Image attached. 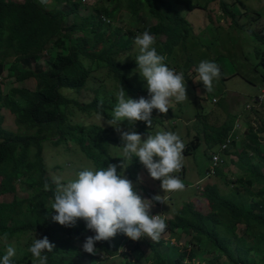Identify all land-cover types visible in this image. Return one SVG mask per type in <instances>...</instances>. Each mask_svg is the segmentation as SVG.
<instances>
[{
    "label": "trees",
    "instance_id": "1",
    "mask_svg": "<svg viewBox=\"0 0 264 264\" xmlns=\"http://www.w3.org/2000/svg\"><path fill=\"white\" fill-rule=\"evenodd\" d=\"M36 1L0 0V196L14 197L13 202L0 201V241L21 248V257L14 256L13 264H33L29 248L34 238L44 236L55 244V249L46 253L47 264H82L80 259L87 255L101 261L98 254L102 250L92 255L83 249L86 238L95 235L83 220L69 228L51 219L56 214L51 209L56 183L46 164L45 144L84 153L93 170L121 160L111 156V144L116 142L113 125L88 126L77 117L85 113L101 120L112 118L108 111L117 96L112 89L104 91L102 84L113 79L137 90L132 81L134 74L130 73L137 63L122 59L132 54L135 37L145 31L156 40L166 37L160 45L159 40L154 45L157 53L160 51L156 46L181 45L179 25L185 20L177 7L187 5V1L94 0L90 5L83 4L86 0H48L46 5ZM211 3L212 0L206 5ZM215 4L224 12L242 5L241 0H215ZM57 5L62 8H55ZM187 7L204 8L199 4ZM83 11L86 14L82 15ZM150 20L157 23L151 25ZM187 37L188 32L183 39L186 41ZM260 41L264 43V39ZM52 48L55 55L50 56ZM166 51L169 56L173 53ZM260 56L264 63V53ZM187 62L188 67L195 65L190 56ZM102 69H107V75L95 74ZM184 75L188 77L187 71ZM6 78L14 80L15 85L5 92L1 86ZM84 90L90 99L80 98ZM8 115L14 117L16 130L5 127ZM123 124L128 125V121H123L120 128ZM247 127L249 134L245 139L249 143L231 140L225 150L222 148L228 157L238 158L236 166L244 175L231 173L237 178L230 177L220 168L222 158V164L211 176L225 180L238 195L244 194L251 201L246 205V201L225 197L218 182L207 184L203 194L210 204V213L199 211L191 202L184 204L172 219L165 220L167 227L162 234L179 231L187 236L177 254L168 252L167 259L173 264L195 260L205 238L216 245L218 252L210 263L224 260L229 264H264V123L258 126L249 121ZM233 130L234 126H225L217 132L224 144ZM69 141L73 143L71 147H67ZM116 143L120 144V140ZM198 145L197 140L194 149ZM237 145L242 149L238 150ZM185 153H190L189 147ZM117 172L121 173L118 168ZM45 183L49 190H45ZM23 185L26 197L19 194ZM163 240L160 236L159 241L145 245L150 252L141 244L133 249H141V257L155 250V260L164 264L166 257L157 251ZM96 246L108 255L119 250V244L112 248L110 240L96 242ZM5 254V247L0 246V260ZM127 262L139 264L131 257Z\"/></svg>",
    "mask_w": 264,
    "mask_h": 264
},
{
    "label": "rangeland",
    "instance_id": "2",
    "mask_svg": "<svg viewBox=\"0 0 264 264\" xmlns=\"http://www.w3.org/2000/svg\"><path fill=\"white\" fill-rule=\"evenodd\" d=\"M185 1H187V5L199 4L203 5L204 8L189 10L187 5H179L177 7L185 20L184 23L179 25V28H182V32H180L182 44L170 48H165L162 45L156 47L160 51L157 54L166 57L164 63L170 69H174L177 73L182 72L183 75L187 71L188 77L184 75V82L189 100H185L182 103L173 101L166 114H161L158 110L153 109L151 127L147 126L143 121H136L134 124L128 121V125L123 124L124 127L120 128L121 131H135L141 135L142 139H146L148 135H155L158 132L170 131L177 134L185 144V150L187 147L190 148V153H185V151L183 153L182 170L185 169V172L183 173L181 170L173 174L178 176L184 183L185 188L181 191L164 192L161 188L162 182L152 179L148 170L135 156L132 157L131 161L126 160L125 169H121L119 165L123 163V141L121 140L120 132L115 128L118 127L116 125H113L115 130L114 138H116V142L117 139L120 140V144L116 142L111 144V156L121 157V160L115 163L119 171L123 172V175L133 182L134 190L136 189L137 194L141 195L142 199L152 200L154 196H159L160 201H152L150 214H161L165 217V220L172 219L174 214L183 208L184 204L191 202L195 204L199 211L205 214L210 213L212 211L210 204L203 194L204 187L209 183L218 182L225 197L233 198L239 202L246 201V205L249 204L248 200H251L244 194L238 195L231 186L227 185L225 180L217 179L215 176L207 177V170L213 167L214 155H221L224 163L220 168L224 169L230 177L233 179L237 178L233 177L231 173L235 176L244 175V172L236 166L238 158L233 155L228 157L227 153L222 150L224 143L217 132L225 126H234V130L240 132L235 135L232 133L230 135L231 140H237L238 144L240 142H245L246 144L249 143L245 139L249 134L248 122L251 121L258 126L264 123V109H262L264 105H258L257 101V98L261 95L262 88H264V63L260 61L262 56L260 54L264 53V43L260 41L264 39V0H241L242 5H238L234 9L229 8L228 11H225L228 13L218 9L215 0H212L209 7L206 4L210 0ZM230 1L236 0H226V2ZM92 3H94V0L83 2L86 5ZM55 8L61 9L62 5H57ZM84 14L86 13L83 11L82 15ZM150 21L151 25L157 23V20ZM187 32L188 37L185 41L183 37ZM141 34L139 33V35ZM165 39L166 37L161 36L155 41L159 40L160 45V41L163 42L162 40ZM124 42L126 43V41ZM168 49L173 51L171 56L166 51ZM138 54L139 50L134 45L132 54L130 53L128 57L122 60L135 61ZM51 55H55L53 48L50 52ZM189 56L194 61L195 65L193 67H188L187 59ZM201 61L215 62L220 68L221 76L213 81L212 92H206L202 82L199 81L196 69ZM137 68L138 65L135 66L133 72H130L134 74L132 75V81L137 86V90L130 89L127 83L108 79L109 81L107 80L102 84L104 91L112 89L114 95L117 96L119 90L114 87H119L120 89L121 86L130 98L139 99L144 97L147 99L149 94L146 88V81L139 75V69ZM95 74L107 75V69H102L101 72ZM14 85V80L6 78L1 88L6 92ZM82 96L80 97L81 99H90L86 90L83 91ZM103 97L107 100L108 98L110 99L107 95ZM110 100L112 101V99ZM116 104L117 99L111 104V108L108 111L112 114V117ZM77 120L84 122L88 126L91 124L111 126L107 123V120L111 121L112 118L101 120L97 116L88 117L87 114L80 113V117H77ZM237 124H241V129L237 127ZM5 127L17 129L13 116H6ZM197 140L199 145L194 149L193 144ZM262 141H264V138ZM72 144L69 141L67 147H71ZM45 146L46 164L50 175L55 180L60 178L62 183H67L76 179L79 170L85 168L93 169L90 159L84 153L76 152L75 149H70L72 151L67 152L62 147L63 145L58 147L50 144L48 147L45 144ZM236 147L238 150L242 149L241 145ZM138 177L141 179L138 180ZM65 178L68 179L67 182L63 180ZM22 190L19 193L20 196H28L24 192L26 190L24 185ZM13 199L14 197L10 195L0 196V201L13 202ZM146 203L151 202L146 201ZM161 237L164 240L157 246V251H161L166 257L164 264H173L172 260L167 259L168 252L170 251L172 255L177 254L184 241H186L187 236L184 232L179 233L178 231L175 234H161ZM150 242L155 243L156 241H151L147 237L133 241L125 234L118 232L115 237L110 239L112 248L117 243L119 244L117 254L108 255L103 252L102 248L96 246V254L102 250L98 254L103 258L101 261L93 260L94 257L91 255L81 258L80 261L82 264H127V260L129 261V257H131L134 261H138L139 264H159L155 260L157 258L155 250H151V254L141 257L142 250L133 249L138 244L143 247L145 245L149 247L148 244ZM0 246L5 247L6 250L7 246L12 245L0 241ZM147 247L144 248L150 252V248ZM216 250V245L205 238L201 247L196 251L198 257L195 260L192 259V261L186 259L185 264H229L224 262V260L220 263L218 261L210 263L218 255ZM21 254V248H17L15 257H21Z\"/></svg>",
    "mask_w": 264,
    "mask_h": 264
},
{
    "label": "clouds",
    "instance_id": "3",
    "mask_svg": "<svg viewBox=\"0 0 264 264\" xmlns=\"http://www.w3.org/2000/svg\"><path fill=\"white\" fill-rule=\"evenodd\" d=\"M37 1L42 5L48 2ZM155 42V37L148 31L134 39L139 50L135 61L139 75L146 81L148 98L132 99L120 86L112 120L107 123L111 126L119 125L115 127L123 141V163L119 167L125 169L126 160L131 161L133 156L138 157L150 177L162 182L161 188L164 192H175L185 188L178 176L173 175L183 167L186 146L181 138L169 131L158 132L142 139L135 131L120 129L123 121L133 122L132 124L143 121L151 127L153 109L166 114L173 101L182 103L189 100L183 73H177L164 63L166 57L157 54ZM196 71L206 92H212L213 81L221 76L219 66L215 62L201 61ZM117 167L116 164L110 163L107 168L102 167L99 170L85 168L77 173L76 179L67 183H62L60 178L55 180L56 189L51 209L56 214L51 219L69 228L76 226L78 220H83L86 228L95 233L94 236L87 237L83 244L84 251L92 255L97 251L96 242L108 241L118 232L133 241L144 237L159 241L167 227L159 214H150L152 201H160L159 196H154L152 200L142 199L134 190L133 182L127 179L123 172L118 174ZM139 179L141 178L138 177ZM44 187L49 190L47 183ZM54 249L55 244L51 243L47 236L42 239L34 238L29 248L34 258L33 264H47L46 253ZM15 255L16 248L7 246L0 264H13L12 258Z\"/></svg>",
    "mask_w": 264,
    "mask_h": 264
},
{
    "label": "built area",
    "instance_id": "4",
    "mask_svg": "<svg viewBox=\"0 0 264 264\" xmlns=\"http://www.w3.org/2000/svg\"><path fill=\"white\" fill-rule=\"evenodd\" d=\"M257 101L259 102L260 105H264V88H262L261 95L257 98ZM230 142H231V138L229 137L227 142L222 145V148L225 150L227 148V146H228V143H230ZM220 164H222L221 155H214V157H213V167L208 171V173H207L208 176H211V175L215 174L216 168L219 167ZM155 215H158V214H155ZM159 215L161 216V218H163L165 220L164 216H162L161 214H159Z\"/></svg>",
    "mask_w": 264,
    "mask_h": 264
},
{
    "label": "crops",
    "instance_id": "5",
    "mask_svg": "<svg viewBox=\"0 0 264 264\" xmlns=\"http://www.w3.org/2000/svg\"><path fill=\"white\" fill-rule=\"evenodd\" d=\"M235 7H232L231 9H234ZM237 127H239V129H241V124H237ZM237 132H240V131H237ZM235 130H234V135L237 133Z\"/></svg>",
    "mask_w": 264,
    "mask_h": 264
},
{
    "label": "bare ground",
    "instance_id": "6",
    "mask_svg": "<svg viewBox=\"0 0 264 264\" xmlns=\"http://www.w3.org/2000/svg\"><path fill=\"white\" fill-rule=\"evenodd\" d=\"M256 101V100H255ZM259 103V102H258ZM258 105H260V104H258ZM222 157V156H221ZM223 165V164H222ZM217 170V169H216ZM217 173V172H216Z\"/></svg>",
    "mask_w": 264,
    "mask_h": 264
}]
</instances>
